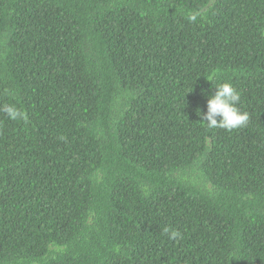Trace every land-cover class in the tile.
<instances>
[{
	"label": "trees",
	"instance_id": "1",
	"mask_svg": "<svg viewBox=\"0 0 264 264\" xmlns=\"http://www.w3.org/2000/svg\"><path fill=\"white\" fill-rule=\"evenodd\" d=\"M255 76L264 0H0V264H264Z\"/></svg>",
	"mask_w": 264,
	"mask_h": 264
},
{
	"label": "clouds",
	"instance_id": "2",
	"mask_svg": "<svg viewBox=\"0 0 264 264\" xmlns=\"http://www.w3.org/2000/svg\"><path fill=\"white\" fill-rule=\"evenodd\" d=\"M190 19L195 20L196 17L192 16ZM259 76H255L246 80V87H250L254 90L257 96L264 91V85L261 84ZM241 94L236 86L230 82L225 81L216 85L214 93L210 94L207 100V111L202 113V122L209 129L221 128L228 131L234 129H240L246 127L249 122V115L245 111H241L240 104ZM200 110L197 109V112ZM250 113V112H249ZM110 206L120 208L121 204L112 202L106 198H100ZM91 209L105 210L110 212L105 207H94ZM90 210V209H88ZM167 232L168 229H165ZM176 232H172L171 236L175 238Z\"/></svg>",
	"mask_w": 264,
	"mask_h": 264
}]
</instances>
